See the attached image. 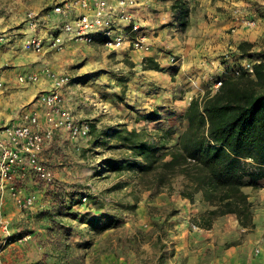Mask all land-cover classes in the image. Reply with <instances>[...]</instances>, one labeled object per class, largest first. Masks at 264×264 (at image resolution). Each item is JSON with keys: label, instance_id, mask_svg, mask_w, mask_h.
Returning <instances> with one entry per match:
<instances>
[{"label": "rangeland", "instance_id": "1", "mask_svg": "<svg viewBox=\"0 0 264 264\" xmlns=\"http://www.w3.org/2000/svg\"><path fill=\"white\" fill-rule=\"evenodd\" d=\"M24 2H28L29 6L35 4V0ZM18 5L19 2L13 0H0V26L11 24L10 19L15 15ZM44 27L50 31V26ZM21 34L14 33L13 40ZM72 46L80 50L74 54L79 57L74 61L70 60L72 48L69 45L61 50L49 49L48 55L59 72L78 76L66 88L67 91H71L72 87L77 89V95L69 99L72 95H67L65 89L63 102L70 108L76 124H95L96 131L93 133L91 128L90 136L77 140L73 138L70 127H55V134L45 145L41 160L55 174L56 181L47 183L30 169L20 171L12 183L15 192L17 187L24 192L31 191V195L21 198L24 202L32 197L33 204L18 205L26 214L29 213L30 219L34 218L33 221L46 217L54 225V228L48 229L55 234V246L62 254L63 264H169L165 253H161L162 240L169 237L164 222L170 215L182 214V219L187 220L189 227L196 231L193 225L201 223L202 215L211 206L200 212L197 196L194 201L182 197L180 180L176 181L173 189L165 187L161 192H157L156 188L148 189L136 167L125 168L126 160L138 158L128 147H122L113 132L116 129L136 128L147 131L148 140H159L172 127L174 132L168 144V147H172L177 143L183 128V116L178 117V111H174L175 105L180 103L177 99L184 97L191 101L201 91L194 83L190 87L177 83L174 95L171 86L158 84L145 88L140 80L134 79L137 71L128 68L129 63L120 65L117 60H105L95 55L96 60L88 57L81 59L85 45ZM212 85L208 87L203 84V87L208 88L207 92ZM74 101L79 103L80 110L77 105H74L73 110ZM38 105L34 109L22 111L18 116L19 122L14 124L24 121V112L37 110L41 115L42 126L49 127L51 124L47 121L46 110L40 102ZM148 111L156 114L154 118L157 121L146 117L150 115ZM55 140H58V147L53 149ZM111 161H121L123 168L118 170L109 165ZM256 171L254 167L247 170L246 188L251 189ZM261 187L264 188V184L257 188ZM6 190L14 194L10 187H6L4 192L0 188L2 198ZM35 191L39 195L33 194ZM2 198L0 200L4 203ZM32 208H36L33 213ZM29 217L26 224H29ZM26 224H23L29 229L26 233L31 235L32 229ZM150 224L153 227H147ZM252 231L250 229L242 233ZM171 250L174 251L173 248ZM207 253L211 254L209 249Z\"/></svg>", "mask_w": 264, "mask_h": 264}, {"label": "crops", "instance_id": "2", "mask_svg": "<svg viewBox=\"0 0 264 264\" xmlns=\"http://www.w3.org/2000/svg\"><path fill=\"white\" fill-rule=\"evenodd\" d=\"M13 1L19 2V5L10 19L11 24L0 26V30L8 36V41L2 47V75L6 82L5 88L0 90V123L3 125L19 122L18 116L22 111L38 107L40 93L49 88V80L44 75L40 81L32 84L19 82L20 75L40 72L44 66L59 71L48 55L50 48L37 52L25 46V33L28 31L21 25L29 10L43 12L44 19H51L48 14L53 0H35V4L30 6L24 0ZM130 11L133 20L124 21L120 27V33L126 36L122 47L108 49L102 40L89 45L83 44L85 47L81 51L84 56L81 59L88 57L96 60L95 55L105 60H117L120 65L129 63L128 68L137 71L134 79L140 80L145 88L158 84L171 86L172 95L177 83H183L184 87H190L194 83L201 91L196 96L206 93L208 88H204L203 84L209 87L214 84L215 78L226 76V54L253 53L261 60L264 59V0H139L138 5L131 7ZM251 19L256 21L254 26L247 25V20ZM135 24L141 26L151 46L150 50L133 49L136 33L132 32V28ZM10 25L13 26L9 27ZM48 31L44 27L41 34L46 37ZM14 33L23 35L13 40ZM242 43H246L245 51L239 49ZM74 44L76 43L69 44L72 48L69 52L72 61L79 58L74 55L79 50L73 48ZM69 93L72 95L69 99H72L77 95V89L72 87L67 95ZM188 99H177L180 103L175 105L174 111H178V117L185 113L191 102ZM72 105L73 110L74 105L80 110L78 102L74 101ZM148 116L149 114L146 117ZM151 119L157 121L155 118ZM182 123L183 131L188 121L182 117ZM57 143L58 140H55L53 149L58 147ZM259 181L264 184V178ZM250 187L251 189L245 187V191L254 203L253 227H243L235 214H227L216 218L211 227L193 231L187 220L182 219V214L170 215L164 222V229L169 237L162 240L161 250L168 263L264 264V188ZM16 192V196H13V191L6 190L4 198L0 193V199L4 200V203L0 200V264H63L62 254L55 246V234L48 229L54 228V225L46 217L39 218L38 221L30 219L29 213L26 214L18 205L16 197L28 196L32 192H24L20 187L16 188ZM33 194L39 195V192L35 191ZM197 197L200 212H204L209 204L202 199V194ZM35 209L32 208L31 213ZM27 217L29 224H26ZM23 224L32 229L31 235L26 233L29 229ZM147 227H153V224ZM250 229L253 231L242 233ZM257 248H260L259 253L256 252ZM208 249L210 255H207Z\"/></svg>", "mask_w": 264, "mask_h": 264}, {"label": "trees", "instance_id": "3", "mask_svg": "<svg viewBox=\"0 0 264 264\" xmlns=\"http://www.w3.org/2000/svg\"><path fill=\"white\" fill-rule=\"evenodd\" d=\"M245 46L239 49L245 51ZM255 71V76L229 77L216 92L194 97L183 114L188 125L172 147V127L159 140H148L147 131L136 128L113 132L138 158L126 160L125 168L136 167L148 189H173L180 180L182 197L194 201L202 194L211 208L199 224L207 228L227 214H235L243 227L255 225L245 175L256 168L251 182L256 188L264 178V59ZM91 128L95 133L96 125ZM109 165L123 168L121 161Z\"/></svg>", "mask_w": 264, "mask_h": 264}, {"label": "built area", "instance_id": "4", "mask_svg": "<svg viewBox=\"0 0 264 264\" xmlns=\"http://www.w3.org/2000/svg\"><path fill=\"white\" fill-rule=\"evenodd\" d=\"M139 0H53L49 8L51 19L43 18V12L27 11L22 26L28 31L24 44L37 52L46 48L61 50L71 43L93 44L102 40L108 48H120L124 45L126 36L120 33L124 21H132L131 7L137 6ZM254 19L247 20V25L254 26ZM44 26H50L48 36L41 34ZM132 32L136 33L133 49L148 51L150 44L147 42L141 26L135 24ZM8 41V36L0 31V90L6 86L2 75L4 53L3 44ZM261 58L240 52L226 54L225 72L223 76L215 78L210 92H216L227 78L240 75L255 76V66ZM230 62V64H228ZM44 75L50 81L49 89L40 93L38 99L46 110L49 127L42 126L41 115L35 110L24 112V121L20 124L0 123V188L4 192L10 187L15 192L12 184L20 171L33 170L35 174L47 183L56 181L55 174L42 162L41 154L44 147L55 134V127H70L73 138L90 136L89 123L76 124L70 108L63 102L64 90L75 79L68 73L44 66L40 72L22 74L18 80L21 83H36ZM20 205L33 204L29 197L23 202L17 198ZM23 202V203H22ZM22 203V204H21ZM7 225V224H6ZM193 228L198 231L205 230L199 224ZM260 252V248L256 249Z\"/></svg>", "mask_w": 264, "mask_h": 264}]
</instances>
